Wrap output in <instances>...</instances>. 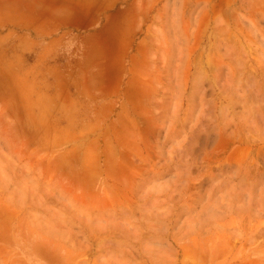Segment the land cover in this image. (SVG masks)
Returning <instances> with one entry per match:
<instances>
[{
  "label": "rangeland",
  "instance_id": "374dc122",
  "mask_svg": "<svg viewBox=\"0 0 264 264\" xmlns=\"http://www.w3.org/2000/svg\"><path fill=\"white\" fill-rule=\"evenodd\" d=\"M0 264H264V0H0Z\"/></svg>",
  "mask_w": 264,
  "mask_h": 264
},
{
  "label": "crops",
  "instance_id": "0c3cea01",
  "mask_svg": "<svg viewBox=\"0 0 264 264\" xmlns=\"http://www.w3.org/2000/svg\"><path fill=\"white\" fill-rule=\"evenodd\" d=\"M71 21H72V20H71ZM59 25H60V24L57 23L56 28L59 27ZM75 25H76L75 22H71V27H73V26H75ZM75 27H77V26H75ZM52 31H54V30L52 29ZM35 32H36V35H37V36H40V35L42 36V35H44V34H43L44 32H42V30H39L38 28H35Z\"/></svg>",
  "mask_w": 264,
  "mask_h": 264
}]
</instances>
